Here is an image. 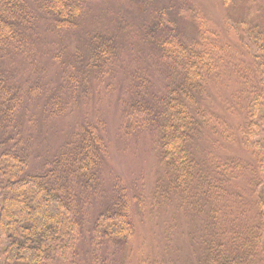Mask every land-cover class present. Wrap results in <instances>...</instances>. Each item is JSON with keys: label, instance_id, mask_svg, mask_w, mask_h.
I'll return each instance as SVG.
<instances>
[{"label": "rangeland", "instance_id": "374dc122", "mask_svg": "<svg viewBox=\"0 0 264 264\" xmlns=\"http://www.w3.org/2000/svg\"><path fill=\"white\" fill-rule=\"evenodd\" d=\"M243 20L251 28L256 25L264 43V0H88L73 28L55 31L40 24L29 64L16 57L3 68L14 75L10 85L22 101L11 127L18 132L6 146L14 142L30 148L31 168L37 170L40 158L53 156L81 124H103L106 157L97 188L78 196L84 227L76 263L196 264L197 239L209 208L198 206L194 197L174 198L165 192L169 179L156 135L125 134L123 113L135 100L154 103L181 83L177 63L181 67L182 60L162 56L163 43L176 39L190 51L213 56L215 64L195 99V109L208 126L200 125L192 152L210 171L217 163L251 162L249 154L231 143L245 126L244 104L237 106L238 93L245 88L228 69L229 64L239 74L249 70L250 59L231 37L234 25ZM96 37L110 38L112 51L96 58L91 50ZM49 109L52 117L46 115ZM4 140L1 133L0 143ZM240 174L230 188L224 177L222 182L245 211L257 199L248 192L246 174ZM122 192L130 201L134 224L127 245L89 238L97 213Z\"/></svg>", "mask_w": 264, "mask_h": 264}, {"label": "trees", "instance_id": "16d2710c", "mask_svg": "<svg viewBox=\"0 0 264 264\" xmlns=\"http://www.w3.org/2000/svg\"><path fill=\"white\" fill-rule=\"evenodd\" d=\"M86 1L0 0V134L5 137L0 143V264H79L75 260L84 225L78 196L97 188L106 157L103 124H81L53 156L40 158L37 170L31 168L30 148L14 142L6 146L18 132L11 127L22 101L10 85L14 75L3 68L16 57L29 64L40 24L67 31L75 26ZM241 22L232 26L236 32L231 37L237 50L250 59L249 70L239 74L229 64L228 69L245 88L237 101L240 109L241 101L244 104L245 126L237 129L238 141L230 139L250 155L251 162L217 163L210 171L192 152L200 125L208 126L195 109V99L202 95L215 64L213 56L190 51L176 39L163 43L162 56L182 60L181 67L177 63L181 83L154 103L135 100L123 113L125 134L156 135L160 163L169 179L165 192L174 198L194 197L198 206L209 208L197 239L196 264H264V43L256 25ZM200 40L203 43L205 36ZM92 48L96 58L105 56L112 51V41L93 38ZM53 113L46 110L47 117ZM241 171L248 192L257 199L254 211L239 210L240 198L227 195L222 182L224 177L230 188ZM225 199L232 202L230 206ZM133 231L131 204L122 192L97 213L89 238L127 245Z\"/></svg>", "mask_w": 264, "mask_h": 264}]
</instances>
